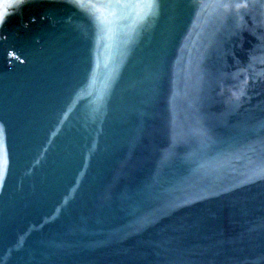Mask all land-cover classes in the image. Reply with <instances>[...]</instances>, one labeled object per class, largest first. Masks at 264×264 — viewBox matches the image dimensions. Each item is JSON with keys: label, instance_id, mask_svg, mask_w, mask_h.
Wrapping results in <instances>:
<instances>
[{"label": "water", "instance_id": "1", "mask_svg": "<svg viewBox=\"0 0 264 264\" xmlns=\"http://www.w3.org/2000/svg\"><path fill=\"white\" fill-rule=\"evenodd\" d=\"M0 12V264H264V0Z\"/></svg>", "mask_w": 264, "mask_h": 264}, {"label": "snow or ice", "instance_id": "2", "mask_svg": "<svg viewBox=\"0 0 264 264\" xmlns=\"http://www.w3.org/2000/svg\"><path fill=\"white\" fill-rule=\"evenodd\" d=\"M249 0H217V11L222 14L242 16L247 13ZM4 18V13L0 12V22Z\"/></svg>", "mask_w": 264, "mask_h": 264}]
</instances>
